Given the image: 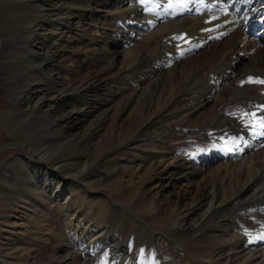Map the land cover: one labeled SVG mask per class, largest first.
<instances>
[{"label": "bare ground", "instance_id": "6f19581e", "mask_svg": "<svg viewBox=\"0 0 264 264\" xmlns=\"http://www.w3.org/2000/svg\"><path fill=\"white\" fill-rule=\"evenodd\" d=\"M1 14L0 71L10 97L28 90L21 111L32 116L50 106L72 126L85 121L82 138L95 158L109 142L141 147L129 181L158 182L130 198L122 180L109 192L150 223L171 220L161 231L126 217L133 227L121 245L119 235L72 217L46 245L51 257L61 264H264V84L249 81L264 80V0H3ZM21 33L24 46L16 43ZM0 124L12 132L8 113ZM27 134L16 136L23 148ZM42 151L43 167L31 175L58 200L64 179L49 173L58 167L51 150ZM210 161L218 163L207 168ZM87 197L105 206L95 193ZM192 235L211 239L216 252H190L183 242ZM100 247L110 254L91 258Z\"/></svg>", "mask_w": 264, "mask_h": 264}, {"label": "rangeland", "instance_id": "374dc122", "mask_svg": "<svg viewBox=\"0 0 264 264\" xmlns=\"http://www.w3.org/2000/svg\"><path fill=\"white\" fill-rule=\"evenodd\" d=\"M2 9L3 0H0V22L3 21ZM254 32L252 36L256 35ZM26 41V36L22 33L17 36L18 46H24ZM6 44L0 35V52ZM1 76L2 71H0V114L8 113L12 132L7 131L8 128L0 124V235L2 236L0 264H61L60 259L50 256L54 249L46 248V245L50 244L51 247L54 238L59 235L60 227L62 225L66 227L67 221L72 217L97 223L106 228L108 233L119 235L120 244L126 245L133 227L125 222L126 217L133 219L135 224L140 221L148 224L149 215H135L136 212H133L131 205H120L115 202L109 189L119 181H125L123 195L130 198L140 193L142 188L147 189L158 182V179L148 182L144 178L135 179V183L129 181L127 169L135 166L138 160L137 152H143V149L137 145L126 144L119 148L116 142H109L102 152L104 154L101 153L95 158L82 138L86 136L85 121L72 126V123L65 122L67 120L65 113H57L55 108L50 106H42L32 116H27L21 108H24L23 101L27 97L28 90H20L16 97H10L4 77ZM27 81L28 77L24 74L18 79L17 84L23 88ZM14 131L17 133L15 134ZM26 131L30 133V136L27 134L30 141L28 140L23 148L21 144H17L22 141H16V136L19 132L25 134ZM41 149L51 150L50 164L58 167V169H50L49 173L57 179H64L58 200H55L54 195L44 187L43 180L31 175L33 166L43 167L38 159ZM210 163L207 164V168L215 166L218 162ZM166 188L173 187L168 185ZM168 189L163 188L162 194L166 195ZM90 193L103 198L105 206L100 208L98 203H92L95 198L90 202L87 197ZM147 200V203L151 204L155 198L150 197ZM43 219H46L49 231L42 226ZM170 226L171 220L164 222L162 226L150 223L152 229L161 231H165ZM188 228L191 229L190 226ZM148 229L146 233L151 232ZM48 232L51 235L48 236ZM46 239L49 241L47 242ZM187 239L183 244L194 254L209 257L216 252L215 243L205 236L192 235ZM43 240H46L45 243ZM40 247L43 255L37 254ZM100 250L102 251L99 252ZM109 254L110 251L107 252L100 247L98 253L91 258L103 260V257ZM88 258L84 257L85 261ZM137 263V260L131 259L129 264Z\"/></svg>", "mask_w": 264, "mask_h": 264}, {"label": "snow or ice", "instance_id": "6c2138e0", "mask_svg": "<svg viewBox=\"0 0 264 264\" xmlns=\"http://www.w3.org/2000/svg\"><path fill=\"white\" fill-rule=\"evenodd\" d=\"M249 81L250 82H256V83L264 84V80H256V81H253L251 77H249Z\"/></svg>", "mask_w": 264, "mask_h": 264}]
</instances>
